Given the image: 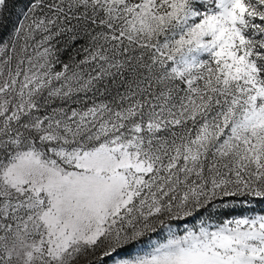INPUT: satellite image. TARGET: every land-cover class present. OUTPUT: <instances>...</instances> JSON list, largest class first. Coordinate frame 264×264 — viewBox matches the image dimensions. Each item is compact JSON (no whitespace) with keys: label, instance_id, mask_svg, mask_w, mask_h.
<instances>
[{"label":"snow or ice","instance_id":"snow-or-ice-1","mask_svg":"<svg viewBox=\"0 0 264 264\" xmlns=\"http://www.w3.org/2000/svg\"><path fill=\"white\" fill-rule=\"evenodd\" d=\"M249 205L264 0H0V264H264Z\"/></svg>","mask_w":264,"mask_h":264},{"label":"rangeland","instance_id":"rangeland-1","mask_svg":"<svg viewBox=\"0 0 264 264\" xmlns=\"http://www.w3.org/2000/svg\"><path fill=\"white\" fill-rule=\"evenodd\" d=\"M248 207H254V205H249ZM226 214H227V213H226V210H225L223 213H217V214L213 217V223L219 222L220 220L224 219L225 216H226ZM178 232H179L180 234H182V232H183V226H182V225H181V227L178 229ZM163 239H164V237H163V236H160V235H153V236H152V240H153V241H157V240H159V241L163 242ZM140 247L144 248L145 250H148V249H149V246H147V245H141Z\"/></svg>","mask_w":264,"mask_h":264},{"label":"trees","instance_id":"trees-1","mask_svg":"<svg viewBox=\"0 0 264 264\" xmlns=\"http://www.w3.org/2000/svg\"><path fill=\"white\" fill-rule=\"evenodd\" d=\"M254 207H255L257 213H260L262 211V209H264V205H254Z\"/></svg>","mask_w":264,"mask_h":264}]
</instances>
